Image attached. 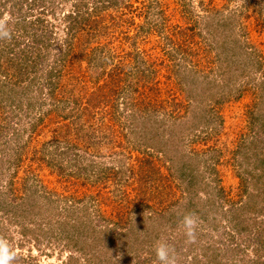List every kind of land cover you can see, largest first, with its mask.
Returning a JSON list of instances; mask_svg holds the SVG:
<instances>
[{"label":"rangeland","instance_id":"374dc122","mask_svg":"<svg viewBox=\"0 0 264 264\" xmlns=\"http://www.w3.org/2000/svg\"><path fill=\"white\" fill-rule=\"evenodd\" d=\"M72 2L0 0V18L8 16L12 31L11 40H0V59L13 58L0 67V238L22 254L27 264H66V242L55 236L58 228L52 227H57L55 221L61 218L71 225L78 216L89 215L91 223L101 229L107 224L112 229H129L140 236L137 241H144L145 249L130 253L128 239L134 241L136 236H126V243L115 240L110 252L116 264L125 259L132 264H160L148 243L155 246L161 240L180 248L178 264L188 263L183 254L198 240L197 246H210L208 254L217 257L220 264H264V216L248 214L251 228L238 234L232 216L216 212L211 216L215 223L198 217L193 243L186 242L180 224L176 228L167 224V230L156 239L155 226L147 227L146 216L154 217L168 209V184L175 185L178 179L155 182L150 187L130 177V168L137 170L138 161L145 157L139 152L142 143L149 139L161 146L153 131L163 142L182 123L203 136L218 129L217 134L211 133L209 144L223 153L216 173L212 176L206 172L204 177L209 180L217 176L229 198L238 199L236 172L244 170L238 168L239 164L247 168V161L234 154L236 147L248 152L250 162L255 160L254 153L259 157L264 154V0H128L130 26L124 24L122 9L113 13L121 26L110 17L103 21L96 18L92 30L86 28L73 38L72 51L62 60L66 47L62 43L71 36L66 35L60 19L71 10ZM230 17L235 20L233 36L226 42V37L219 35L216 43L217 35L210 36L207 23L219 25L217 20L228 21ZM36 18L48 25L51 41L39 53L41 63L30 68L29 63L22 64L19 50H34V35L42 29L27 28L28 33H24L17 21ZM220 43L228 44L222 47ZM177 46L185 50L177 53L175 50L183 49ZM134 58H142L145 67L149 65V80L141 77ZM190 60L195 61L198 71H191L188 77L192 78L181 84L176 68L190 64ZM129 73L139 78L132 93L137 110L130 109L126 92L118 96V77ZM50 83L55 84L52 97L47 89ZM155 84L161 88L160 95H154ZM174 101L181 104L175 107ZM164 113L181 122L172 129L169 118H162ZM130 114L151 122L162 121L166 126L161 130L142 125L132 128ZM201 117L212 118L210 128L203 125ZM200 139L195 143L199 150L203 147ZM187 145L186 151L190 147ZM155 148L148 150L153 152L152 160L159 159L164 172L171 164L159 162L164 157ZM177 155L172 167L175 178L180 166ZM174 198L180 199L177 189ZM67 207L80 210L66 216L63 209ZM24 225L34 231L33 238L21 235ZM78 227L82 228L75 225ZM125 251L128 255L124 257Z\"/></svg>","mask_w":264,"mask_h":264},{"label":"trees","instance_id":"16d2710c","mask_svg":"<svg viewBox=\"0 0 264 264\" xmlns=\"http://www.w3.org/2000/svg\"><path fill=\"white\" fill-rule=\"evenodd\" d=\"M73 4L71 5V10L64 12L62 14V18L60 19V25H63V29H65V33L67 36H71L70 38L65 37L64 43L62 45H66L64 48L65 52L61 53L63 54L62 60L68 58L72 51V40L75 36H78L79 33H84L86 28H90L91 30L95 27L94 22H96V18H100V20H105L109 17L111 18V21L114 22L116 25L121 26V23L118 22L120 20L117 19V16L113 15V13L118 14L119 11L125 10V18L124 16L122 19H124V24H132V20L128 18L126 15L130 14L131 6L127 4L128 0H72ZM92 1V6L89 8L88 3ZM50 9V8H49ZM111 10V12H109ZM129 11V12H128ZM51 13H53V9L50 10ZM112 13V14H111ZM107 17V18H106ZM117 19V20H115ZM226 20V19H225ZM220 21L217 20L216 22L219 25H212V23H207L206 29L208 30V33L212 38H214L216 35V43H218L219 35L220 37H226L224 41H228L227 38L233 36L234 28L232 27V21L231 17L228 21ZM122 21V20H121ZM44 20L40 18H36L35 20H20L19 23L17 21L18 28H21L20 25H22V30H24V33H28V30L32 27L35 30H41L38 34L34 35L35 45L32 47L34 50H31L29 52L26 51V49L22 48L19 50V54L21 58L23 59V65L27 66L29 63L30 68L37 66V64L41 63V55H39L40 51L44 49L43 47L47 48L51 41V30L46 31L48 28L43 25ZM47 24V23H46ZM50 24V23H49ZM28 28V30H27ZM54 29V28H52ZM224 30H227V33L224 34ZM189 39V37H188ZM228 44V43H227ZM227 44L220 43L222 47H225ZM183 48V46H177V48ZM176 48V49H177ZM183 49H177L175 50L177 53H180ZM62 51V50H61ZM188 52V51H187ZM29 53V55H27ZM34 54L30 56L31 54ZM130 54V53H129ZM11 55V54H10ZM193 58V56H190ZM2 59V60H1ZM0 59V67H3L4 62L7 61H13V58H7L3 60L1 57ZM137 59V70L141 71L143 73L141 77H144L146 79L149 78V72L148 69L151 70L148 66L145 67L144 60L141 58H134ZM195 61L190 60L189 63H185L183 67L176 68L177 69V75L179 76V80L181 84L182 81H186V79L192 78L188 77L189 74L195 73L197 70V67L194 66ZM192 64V65H191ZM190 65V66H189ZM194 66V67H191ZM6 71V70H5ZM121 71V70H120ZM118 71V72H120ZM20 72V71H19ZM153 72V71H152ZM225 74V71H222ZM127 73V72H126ZM124 75V73L122 74ZM125 74V76L118 77L121 82V87L118 92V96H121V92H126L127 100L130 102V109H136V104L133 103V98L135 94L132 95L134 91H136V83L138 82V74L132 75V74ZM21 76V75H20ZM22 78V77H21ZM21 82L23 79H20ZM149 80V79H148ZM50 82V77H49ZM189 83L190 80H187ZM51 84V83H50ZM55 84L47 85L48 94L50 97L53 96L55 91ZM154 89V95H160L161 94V88L156 86L153 87ZM152 89V90H153ZM215 103L220 102L219 100H214ZM174 106L177 107V105H180V101H174ZM142 109V108H141ZM137 110V109H136ZM143 110V109H142ZM67 117V116H64ZM163 119H167L171 122L169 126L177 127L175 124L180 123L181 121H175V119H172L170 116L164 113L162 116ZM203 121L205 122L203 125L209 127V124L212 122L211 117H201ZM66 119V118H65ZM131 127L136 128L140 125L144 128H149L150 130H161L166 124H164L162 121L158 122L156 120H153V122L149 121L147 118L143 116L135 117L134 114L131 116ZM150 123V124H149ZM186 123H182L180 126L178 125L177 129L171 130L172 133L170 134L171 137L166 139L165 141L161 142L160 138L158 136L157 131H153V137L156 138V141L159 140L161 143V146H157L153 144L149 139L142 143L143 148L140 149V153L143 154L145 157L142 158V160L138 161L139 165L137 170L130 168V177L132 178V181L137 183H145L148 184L150 187L151 185H156V183H165L170 180H177V183L175 185H172L171 182L168 184L171 188V196L169 198H165L168 203V209L165 210L163 213L152 217L151 214L149 216H146L148 219V226H155V234L156 239L162 233L163 231L167 230V224H170V227L176 228L177 225H181V220L184 215L188 213H194L197 217H199L202 221H208L211 219L216 222L211 216L214 213L223 214L226 216L231 215L232 219L231 222L233 223V229L238 234H241L243 232H247L251 228V221L249 220V215L255 216H264V154L263 156L261 153V157L257 153H254L252 155V158H254L255 162H250L251 157L247 154L248 152H243L241 147H239L234 151V154L237 153L241 155L243 159L247 161L246 167L242 164H239L238 168L244 169L240 170L239 172H236L237 178L239 179V193L237 200H231L229 198V195L224 191V189L219 186L220 179L217 178V176L214 178H210L207 180L204 177V173L208 172L209 175H212L216 173V167L217 164L220 161V158L222 156V150L217 149L215 145H210L209 141H211V133L217 134L219 132L218 129L216 130H210V134H207L206 136L200 135L199 132H193L190 131L189 127H185ZM38 123H36V126ZM147 125V126H145ZM149 125V126H148ZM135 126V127H134ZM141 127V126H140ZM164 129V128H163ZM197 131V130H195ZM192 134V135H191ZM194 134H198L194 135ZM189 136V141L186 142L185 137ZM191 136H197L195 138H191ZM151 137V138H153ZM187 138V137H186ZM200 139V144L203 145L201 150L195 148V143L198 142L197 139ZM191 139V140H190ZM189 147L188 151H186V145ZM190 144V145H189ZM155 148L154 151H157V154H161L164 157V162L171 164V166L167 165V168L165 167V171L163 172L162 169H160L158 165V160H152L153 152H149V150L152 148ZM149 149V150H148ZM173 154V156H172ZM176 154L178 157V161L180 162L179 170L177 172V178H175V175L172 171V167H174V162L176 158ZM219 154V155H218ZM50 155L52 156V150L50 152ZM234 156V155H233ZM177 161V162H178ZM200 164H204L205 167H200ZM216 164V165H215ZM237 167V166H236ZM121 168L116 169V172H120ZM211 172V173H210ZM169 179V180H168ZM165 185H162V190L165 188ZM249 186L253 187V190H249ZM179 190L180 192V199H175V190ZM164 201V202H165ZM225 208V209H224ZM86 209V206H85ZM77 210H80V208H75L74 211H72L69 207L63 209V213L68 216V214L74 215ZM100 215V214H99ZM98 215V216H99ZM89 215H86L83 218V215L78 216V220L73 222L70 225L69 220L64 222L65 220L61 221H55L56 226H53V229L58 228V234L55 236L57 238H61L66 242V247L68 249L69 255L67 256L68 260L66 264H116L114 259V256H111V250L113 249L112 246H115V240H120L123 243H126V240L124 239L126 236L129 238L131 236H136V240H129L128 239V247L130 248V253L135 250H143L145 249L144 241H137L138 236L137 234H132L131 230H119L116 228L109 227V225L103 226V229H101L102 226L93 225L91 223V219L88 217ZM102 215L99 216L101 218ZM209 217V218H208ZM106 221V218H104ZM67 223V228L65 224ZM82 223L86 226H82ZM118 223V222H117ZM116 223V224H117ZM81 226L82 228L78 227L75 228V225ZM52 226V225H51ZM64 226L65 228H60ZM102 231H101V230ZM170 230V229H169ZM48 231L53 232V230L49 229ZM20 233L22 236L32 235V238L35 236L34 231L27 226L24 225V227L20 230ZM49 233V234H50ZM146 232H144L143 235H145ZM147 235H148V229H147ZM152 236V235H151ZM232 238V237H231ZM31 239V238H28ZM179 241H183L181 237L178 239ZM198 240V244L199 245ZM148 248H152L153 251L151 252L152 255L156 254L154 251L155 246H153V242L148 243ZM23 244H19L21 247ZM189 244L188 250L183 254L185 255V261H187V264H220V260L212 255H209L208 252L210 251V246H197ZM176 254L180 253V248L178 246H174ZM147 248V249H148ZM21 249V248H20ZM114 250V249H113ZM137 250V251H138ZM201 252L202 254H199L198 252ZM123 256H127L128 252L125 251L123 253ZM121 254V255H122ZM191 255V256H190ZM143 258L142 261L147 260ZM203 259V260H202ZM139 261V260H138ZM137 261V262H138ZM122 264H132L129 259H125ZM23 263L27 264V262L23 259L22 254L17 253V258L13 262V264ZM141 262H138L139 264ZM118 264V263H117Z\"/></svg>","mask_w":264,"mask_h":264},{"label":"clouds","instance_id":"9594fccd","mask_svg":"<svg viewBox=\"0 0 264 264\" xmlns=\"http://www.w3.org/2000/svg\"><path fill=\"white\" fill-rule=\"evenodd\" d=\"M9 18L5 15L0 18V40H11L12 31L8 27ZM181 225L184 230L187 243L196 240V233L199 227V218L194 213L183 216ZM154 251L160 264H178V257L175 248L166 241H157ZM17 258V253L12 249L7 240L0 238V264H13Z\"/></svg>","mask_w":264,"mask_h":264}]
</instances>
